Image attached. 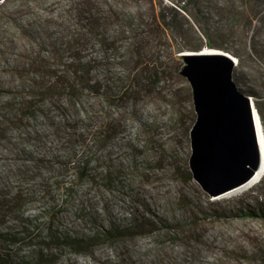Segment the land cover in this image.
Segmentation results:
<instances>
[{
	"label": "trees",
	"instance_id": "1",
	"mask_svg": "<svg viewBox=\"0 0 264 264\" xmlns=\"http://www.w3.org/2000/svg\"><path fill=\"white\" fill-rule=\"evenodd\" d=\"M54 24L60 36L39 50L45 59L19 53L11 78L0 76V150L39 164L37 175L57 172L55 201L64 208L25 216L26 198L14 203L0 186V264H45L102 244L115 264H197L188 258L207 245L211 216L191 214L200 204L186 190L210 196L189 167L196 112L181 53L208 47L241 67L264 62V0H73ZM57 47L60 54L50 50ZM15 165L7 177L21 170ZM169 180L183 186L164 190ZM92 191L106 212L116 200L129 216L118 223L94 214ZM215 215L264 222V204ZM140 235L155 237L151 248H135ZM158 236L179 240L182 251L166 253ZM252 236L211 264H264V238Z\"/></svg>",
	"mask_w": 264,
	"mask_h": 264
},
{
	"label": "rangeland",
	"instance_id": "2",
	"mask_svg": "<svg viewBox=\"0 0 264 264\" xmlns=\"http://www.w3.org/2000/svg\"><path fill=\"white\" fill-rule=\"evenodd\" d=\"M163 1L168 3L170 0ZM2 2L3 0H0V76L7 81L11 78L6 73L7 70H10L16 64L17 66L19 65V59L16 60L17 54L33 53V55L42 59L46 58L47 54L44 55L39 50L47 48L50 34L54 37L60 36V32L55 31L60 30V28L55 24V26L50 24H52L53 20L54 22L62 20L73 0H6L4 4H1ZM58 46L60 47V42ZM59 47L56 49L58 51L51 48L50 50L54 51L55 54H60ZM207 48L205 47L204 49ZM235 67L233 68L231 79L242 93L252 99L254 108L260 116L264 133V62L259 61L251 65L249 61L245 66L241 67L238 61ZM148 109H150V106H148ZM24 137L26 139L30 138L29 136ZM15 156L16 154L0 150V186L6 192L11 193L14 200H16L14 203H18L15 198L18 195H23L26 198L23 203L22 214H25V216L42 215L45 214V209L50 211L51 209H58L54 211L60 212L64 205L62 204V198L60 201H55L54 187H57L58 182L61 180L59 176H56L57 172L44 173L45 171H42V174L39 175L40 169H38L37 175L36 170L33 168L39 164L29 160L26 155V158L23 157L20 160L15 159ZM8 163H14L16 164L15 167H21L18 174H12L7 177ZM165 185L166 187H163L164 190H172L173 192L183 186L182 183L177 184L173 180L167 181ZM86 188H88L86 185L77 187L78 195L76 194V196L78 199H83L82 195L86 193ZM61 189V191H65L64 188ZM186 191L189 193L187 195L189 199L193 195L194 203H198L195 201L197 199L200 204L199 208L191 214H210L211 216L205 220L204 226L207 245L199 247L200 252H198L199 250L192 251V254L189 255V260L195 261L197 264H211L225 259L223 253L226 249L234 245H248V233L251 236L264 238V222L260 218L215 215L243 214L247 207L254 208L258 203L264 204V175L257 182L221 197L209 195V198H205L195 194L192 190L191 193L189 189ZM87 198H92V201L89 202L91 203L89 209H94V214H104L108 220L112 219L118 223L124 217L127 218L129 216L121 209L120 203L116 200L110 201V207H108L110 211L106 212L102 208L103 203L99 202V198L95 196L94 191ZM50 211L48 214H51ZM80 223L82 222L80 221ZM152 241H155V237L152 235L136 236L135 248L139 251H144L152 247ZM156 243H158L159 247L164 248V251L168 254L182 251L179 240L158 236ZM114 254L113 248L107 244H102L87 253L84 251L70 252L66 250L63 253L54 255L45 264H115ZM30 262L33 263L34 261Z\"/></svg>",
	"mask_w": 264,
	"mask_h": 264
},
{
	"label": "water",
	"instance_id": "3",
	"mask_svg": "<svg viewBox=\"0 0 264 264\" xmlns=\"http://www.w3.org/2000/svg\"><path fill=\"white\" fill-rule=\"evenodd\" d=\"M182 55L196 112L189 167L204 192L221 197L247 183L260 166L255 108L231 79L236 57L215 48Z\"/></svg>",
	"mask_w": 264,
	"mask_h": 264
},
{
	"label": "bare ground",
	"instance_id": "4",
	"mask_svg": "<svg viewBox=\"0 0 264 264\" xmlns=\"http://www.w3.org/2000/svg\"><path fill=\"white\" fill-rule=\"evenodd\" d=\"M254 115H255V121H256L258 137H259V146H260V151H261V163H260V166L257 169L255 175L247 183H245L241 187H238L237 189H234L233 191H230L227 194H230V193H233V192H237L238 190H241L244 187L257 182L264 175V133H263V130H262V123H261L260 116H259V114H258V112L256 110H254Z\"/></svg>",
	"mask_w": 264,
	"mask_h": 264
}]
</instances>
